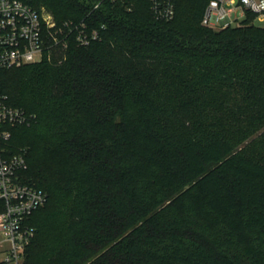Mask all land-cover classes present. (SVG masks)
Instances as JSON below:
<instances>
[{
    "label": "trees",
    "instance_id": "1",
    "mask_svg": "<svg viewBox=\"0 0 264 264\" xmlns=\"http://www.w3.org/2000/svg\"><path fill=\"white\" fill-rule=\"evenodd\" d=\"M20 1L106 28L0 69V95L35 118L12 149L48 195L24 264H264V28L204 27L209 0L170 21L148 0Z\"/></svg>",
    "mask_w": 264,
    "mask_h": 264
},
{
    "label": "built area",
    "instance_id": "2",
    "mask_svg": "<svg viewBox=\"0 0 264 264\" xmlns=\"http://www.w3.org/2000/svg\"><path fill=\"white\" fill-rule=\"evenodd\" d=\"M88 1L92 3V11L106 3L126 2ZM148 1L156 20L170 21L175 17L178 0ZM249 21L264 27V0H209L202 17L204 27L217 31ZM105 29L86 19L59 23L45 9H34L20 0H0V69L50 61L71 43L89 48L102 40ZM34 121L33 115L0 95V264L25 263L35 231L31 219L48 201L47 193L33 186L26 176L25 152L16 153L12 149L13 130L31 126Z\"/></svg>",
    "mask_w": 264,
    "mask_h": 264
},
{
    "label": "rangeland",
    "instance_id": "3",
    "mask_svg": "<svg viewBox=\"0 0 264 264\" xmlns=\"http://www.w3.org/2000/svg\"><path fill=\"white\" fill-rule=\"evenodd\" d=\"M40 9H45L48 13H50L51 15H53V13L47 7H45V6L41 7ZM257 25L259 27H261V28H264L261 23H257ZM259 135H260V132H256L253 135H251L249 137V139H247L246 141H241V139H239V137L233 135V139H232L233 141L232 142H233V145H234V147H235L236 150H242L244 148H250V150L258 149L259 148V145H258V143H256V141H257V138H258ZM21 149L22 150H25L24 147H22ZM32 219H31V222L30 223H32Z\"/></svg>",
    "mask_w": 264,
    "mask_h": 264
}]
</instances>
